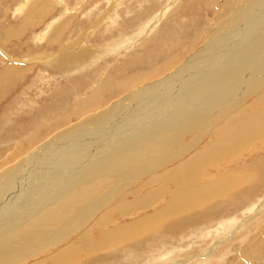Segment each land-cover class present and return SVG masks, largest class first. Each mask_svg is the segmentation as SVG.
Masks as SVG:
<instances>
[{
  "label": "rangeland",
  "instance_id": "rangeland-1",
  "mask_svg": "<svg viewBox=\"0 0 264 264\" xmlns=\"http://www.w3.org/2000/svg\"><path fill=\"white\" fill-rule=\"evenodd\" d=\"M240 1L0 0V71L9 67L11 74L8 71L7 77L3 75V78L13 80L7 83L5 79L0 81V87H2L0 90V161L2 160L0 174L7 173L12 168H22V165L18 166L19 161L24 163L22 160L28 153L19 151L23 147L27 146L25 150L32 152L37 150L35 149L37 146L46 142L45 145L49 149L47 147L43 149L51 151V143L60 138H57L60 134L58 132L77 125L79 120L76 115L74 116V112L79 108L78 105L82 100L93 95L98 83L102 78L105 79L106 75H110L109 81H124L138 73L150 72L152 74L146 77L144 83L146 86L182 69L183 65L190 61L193 55L199 53L208 41L211 43L221 39L223 32L220 34L221 27L218 26H222L232 14L235 16L239 5H249L251 0H245L242 3ZM225 7L228 12L225 10L226 15L222 17ZM159 16L161 19L158 18ZM70 56H73V59L72 62L68 59L70 64L67 65L64 60ZM26 66L30 71L27 70L19 76L13 75L16 73L15 68ZM154 68L159 70L155 72ZM261 75L264 77V73ZM260 80L263 81V78ZM263 82L260 83L261 88L256 97L240 99L239 102L233 98L235 105L231 106L229 114L225 113L226 119L217 127L259 98L262 100L264 98ZM124 86L122 85L121 88ZM119 91L115 90L106 95L102 108L117 101L120 98L119 95H124ZM114 96L116 97L113 98ZM263 109L264 107H260L257 112L260 113ZM194 126L196 129H193V135L189 136L186 133L179 135L178 138L182 144L179 143L178 147H184L185 144L189 145L193 141L195 146L188 151V154L160 164L157 168V173L162 174L159 179L149 181L156 175L153 173L155 168L152 169L151 174L132 178L130 184L121 178H113L106 187L98 189L95 195L91 196L94 200L101 199L114 184H118L117 190L120 191L117 202L131 193L133 195L131 194L129 200H136L137 196L146 197V194L150 195V192L154 190L158 197L161 195L162 198L165 194V202L160 204L159 210L155 209V211L153 208L140 212L142 209H139L137 210L140 212L139 216H128V218L112 215L110 220L120 218L116 225L107 224L108 220L103 222L102 232L93 231V239L104 236L102 233L106 230L117 234L112 231L113 228L136 222L138 217H148L146 224L149 228L153 227L151 229L153 232L149 230L150 232L142 238L137 239L135 233L133 236L136 238L133 241L124 240L126 243L120 245L116 241L114 244H112L113 241L109 243V247L105 246L108 249L101 251L104 260L102 259L103 262L100 264H264V131L260 133L261 135L255 136L252 141V138L248 139L250 143L244 139L233 145L236 149L230 146L228 152L222 154L224 159H230L226 162L227 164L225 163L226 167L219 166L220 163L213 161L215 167L205 168L203 177L197 174L196 178L201 180L204 178L201 185H223L222 190L216 192L220 196L219 193L223 191L221 196H212L208 201L210 207L201 204L202 199L197 197V211L187 213L188 220L191 222L186 221L181 224L179 231H168L165 228V223L170 225V220L162 216L164 206L170 202L168 199L172 200L180 192L189 191L187 188L180 187L186 186L182 184L184 173L178 171L176 174L175 168L180 162L200 151L202 149L200 147L210 141L212 137L210 135L214 131L212 127H209L207 132L204 131L206 137L198 141L199 138L195 137L198 134L201 136L205 124ZM50 157L51 161L57 159L52 153ZM8 161L11 162L8 163ZM254 165L258 166V170L254 171ZM191 168L196 169L193 166ZM190 170L192 169L185 172H191ZM207 170L212 171L208 175L209 179L206 176ZM224 177L229 179V182L233 181L228 184L224 183L225 180L216 183L220 178L225 179ZM198 178L196 180H199ZM195 186L196 184L190 185L191 188ZM241 187L244 192L239 190ZM246 187H253L250 193H246ZM109 201L116 200L111 198L105 204L103 203L92 217L90 224L85 225L79 232L92 230L95 222L103 216L105 211L116 206L114 204L117 202L108 204ZM150 203L153 204V202ZM177 205V209L184 207L179 203ZM207 210L210 219L195 223L194 217L204 215V211ZM148 215L151 216V220ZM160 219H166L168 222L165 220L164 223ZM158 220L161 221V225ZM179 221L181 222L182 219ZM159 225L165 232L164 230L154 231L155 228L160 227ZM58 227L52 226L54 230ZM78 237L74 234L68 240L44 251L39 248L44 244V239L36 244L17 245V250L11 256L2 259L0 264L41 262L56 255ZM54 244L55 242H52L51 246ZM96 254L99 253L96 252ZM5 255L3 254L2 258Z\"/></svg>",
  "mask_w": 264,
  "mask_h": 264
},
{
  "label": "bare ground",
  "instance_id": "bare-ground-1",
  "mask_svg": "<svg viewBox=\"0 0 264 264\" xmlns=\"http://www.w3.org/2000/svg\"><path fill=\"white\" fill-rule=\"evenodd\" d=\"M242 1L245 0L240 2ZM249 3L246 6L239 5L235 16L232 14L222 26H218L221 27L220 34L223 32L221 39L211 43L208 41L199 53L193 55L192 59L175 74L171 72L172 74L165 76L166 78L146 86L144 83L146 77L152 74L150 72L138 73L130 79H122L124 81L114 79L109 81L110 75H104L105 79L100 80L93 95L82 100L76 110L77 113L74 112V116L76 115L79 120L77 125L70 127L69 124L70 129L60 130L57 136L60 138L51 143V151L43 149L47 147L46 142L37 146L34 152L26 151L27 146L19 150L22 153L28 152L27 157L22 160L24 163L19 161L18 166L22 165V168H12L7 173L0 174V262L11 256L17 250V245L36 244L44 239V244L39 246L44 251L76 234L79 237L56 255L35 264H100L103 262L102 259L104 260L101 251L107 250L112 241V244L116 241L120 245L126 243L124 240L133 241L136 238L133 236L135 233L138 239L150 231L153 232L152 225V228H149L146 224L148 217H138L136 222L111 229L117 234L105 229L106 232L102 233L104 236L99 239H93L92 236L93 231L103 230V222L109 220L107 224H117L120 218L110 220L112 215L128 218L145 212V209L159 210L160 204L165 202V194L162 198L160 194L158 197L154 190L150 195L146 194L145 198L137 196L136 201L133 198L129 200L131 193L117 202L120 191L117 190L118 184H114L101 199L94 200L91 196L95 195L98 189L106 187L113 178H121L130 184L132 178L151 174L155 168L153 173L156 175L152 174L154 176L149 181L159 179L162 175L157 173L160 164L188 154L195 146L193 141L189 145L187 143L184 147H178L181 143L178 137L185 133L193 135L196 129L194 125L199 124L205 126L201 136L198 134L195 138H199L198 141L204 139L206 137L204 131L209 127L214 129L210 135L212 137L207 144L204 143L200 147L202 148L200 151L198 148V152L195 151V154L180 162L175 168L176 174L178 171L184 173V176L181 174L184 181L182 184L186 186L180 187L189 191L180 192L172 200L168 199L170 202L164 206L162 216L170 220V225H166V219L160 220L165 223L168 231H179L180 225L189 221L187 213L197 211V197L202 199L201 204L210 207L208 201L212 196H218L216 192L222 190L223 185H201L204 178L201 180L197 177L199 180H196V176L203 177L205 168L215 167L213 161L224 167L230 159H224L222 154L228 152L230 146L233 148V145L244 139L248 141L252 138V141L264 131V109L258 113L260 107H264V98L262 100L259 98L217 127L226 119L225 113L229 114L231 106L235 105L233 98L239 102L240 99L256 97L261 88L260 83L264 81L261 75L264 73V0H251ZM226 9L225 7L223 11ZM226 11L222 17H225ZM212 45L214 47H211ZM68 59L72 62L73 56L64 60L67 65L70 64ZM23 68H15L16 73L13 75H23L28 70L27 66ZM154 70L157 72L159 69ZM8 71L9 67L0 71V81L5 79L3 77ZM13 75L12 77H15ZM262 78L263 81L260 80ZM11 80L12 78L5 79V82ZM122 85L125 86L121 88ZM115 90H120L119 93L124 95H119L117 101L102 108L105 96ZM41 148L43 150L39 151ZM43 152L45 155H42ZM50 153L57 159L51 161ZM192 166L196 169L191 168ZM254 166V171L258 170V166ZM189 169H192L191 172H185ZM210 172L212 171H206L208 179ZM168 179L170 181V178ZM223 180L227 184L233 181L220 178L216 183ZM195 184L194 188L190 187ZM251 188L253 187H246V193H250ZM242 189L241 187L239 190L244 192ZM111 198L116 201H109L108 204L117 202L114 204L116 206L105 211L95 222L92 230L79 232L85 225L90 224L100 206ZM177 203L184 207L177 209ZM198 203L200 204V201ZM139 209L142 211L138 212ZM204 212L205 214L198 218L193 216L195 223L210 219L209 211ZM54 225L59 226L57 230L52 228ZM158 230L164 229L160 226L154 231ZM52 242L55 244L51 246ZM107 245L108 247H105ZM3 254L6 255L2 258Z\"/></svg>",
  "mask_w": 264,
  "mask_h": 264
}]
</instances>
